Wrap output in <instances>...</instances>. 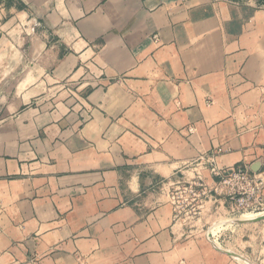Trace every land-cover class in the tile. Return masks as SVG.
Returning a JSON list of instances; mask_svg holds the SVG:
<instances>
[{
    "label": "crops",
    "instance_id": "crops-1",
    "mask_svg": "<svg viewBox=\"0 0 264 264\" xmlns=\"http://www.w3.org/2000/svg\"><path fill=\"white\" fill-rule=\"evenodd\" d=\"M212 155L264 173L259 0H0V264H264L165 191Z\"/></svg>",
    "mask_w": 264,
    "mask_h": 264
},
{
    "label": "rangeland",
    "instance_id": "rangeland-1",
    "mask_svg": "<svg viewBox=\"0 0 264 264\" xmlns=\"http://www.w3.org/2000/svg\"><path fill=\"white\" fill-rule=\"evenodd\" d=\"M216 166H218L217 160L194 161L183 172L175 174L166 181L165 191L175 202L180 219L190 232L208 237L209 232L212 231L219 244L226 234L225 243L230 241L232 245L238 244L243 234L238 228L239 224L243 223L237 220L263 215L264 204L255 212L245 211L243 208L238 210L236 201L238 197L232 198L233 195L229 192L230 186L216 174L214 170ZM247 166L251 174H262L264 178L263 172L254 171L249 165ZM258 201L264 203V188Z\"/></svg>",
    "mask_w": 264,
    "mask_h": 264
},
{
    "label": "built area",
    "instance_id": "built-area-1",
    "mask_svg": "<svg viewBox=\"0 0 264 264\" xmlns=\"http://www.w3.org/2000/svg\"><path fill=\"white\" fill-rule=\"evenodd\" d=\"M264 11V4H261ZM193 131V129L191 128ZM215 161L216 156H201L199 160ZM216 174L223 178V181L230 186L229 192L232 198H237V209L243 208L245 211H257L263 207V202L258 201L261 191L264 188V178L262 174H251L249 168L245 164L235 167L223 168L214 167ZM242 195V196H241Z\"/></svg>",
    "mask_w": 264,
    "mask_h": 264
},
{
    "label": "water",
    "instance_id": "water-1",
    "mask_svg": "<svg viewBox=\"0 0 264 264\" xmlns=\"http://www.w3.org/2000/svg\"><path fill=\"white\" fill-rule=\"evenodd\" d=\"M264 219V214L261 215V216H258V217H255V218H252V219H240V220H237L239 223H251V222H257V221H260V220H263ZM217 248L219 250H221L222 252H225L229 255H232V256H238L237 253H235L234 251H231V250H226V249H223V248H220L219 246H217Z\"/></svg>",
    "mask_w": 264,
    "mask_h": 264
},
{
    "label": "trees",
    "instance_id": "trees-1",
    "mask_svg": "<svg viewBox=\"0 0 264 264\" xmlns=\"http://www.w3.org/2000/svg\"><path fill=\"white\" fill-rule=\"evenodd\" d=\"M259 2H260L261 4H264V0H259Z\"/></svg>",
    "mask_w": 264,
    "mask_h": 264
},
{
    "label": "bare ground",
    "instance_id": "bare-ground-1",
    "mask_svg": "<svg viewBox=\"0 0 264 264\" xmlns=\"http://www.w3.org/2000/svg\"><path fill=\"white\" fill-rule=\"evenodd\" d=\"M259 215L255 216V217H258ZM214 230V229H213ZM212 232V231H211Z\"/></svg>",
    "mask_w": 264,
    "mask_h": 264
}]
</instances>
